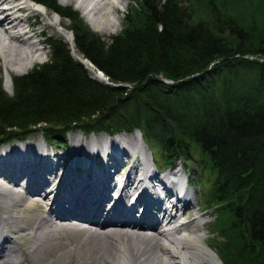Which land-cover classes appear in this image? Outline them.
I'll return each instance as SVG.
<instances>
[{
  "label": "trees",
  "instance_id": "1",
  "mask_svg": "<svg viewBox=\"0 0 264 264\" xmlns=\"http://www.w3.org/2000/svg\"><path fill=\"white\" fill-rule=\"evenodd\" d=\"M40 1L73 23L78 51L119 86L92 79L67 45L53 42L51 62L15 78L12 99L0 86V144L44 125L51 127L46 138L60 145L71 129H138L166 166L181 157L203 166V175L208 170L214 191L205 201L222 205L233 229L246 234L236 231L223 246L226 264H264V46L251 41L259 30L220 13L212 0L206 8L204 0H165L162 12L157 0H135L149 11L147 25L128 14L122 33L106 44L71 9ZM201 7L216 17L196 16ZM243 237L257 249L240 245Z\"/></svg>",
  "mask_w": 264,
  "mask_h": 264
},
{
  "label": "bare ground",
  "instance_id": "2",
  "mask_svg": "<svg viewBox=\"0 0 264 264\" xmlns=\"http://www.w3.org/2000/svg\"><path fill=\"white\" fill-rule=\"evenodd\" d=\"M64 1L76 4L83 11L87 9L84 17H88L89 24L102 36L120 28L119 11L127 4V0ZM28 3L29 0H0V63L15 74L23 71L28 62L37 64L41 60L46 51L42 45L50 41L48 32L55 24L63 25L61 21L47 22L51 15L43 5L33 0L31 5ZM11 29L20 32L15 34ZM99 76L103 78L100 73ZM73 138L81 142L79 136ZM118 141L128 143L125 136ZM88 148L85 143L73 150L72 165L78 164L82 172L65 166L64 161L68 159L61 155L55 156L58 159L55 162L52 154H42L44 149L37 147L27 151L22 148L23 155L28 158V162L24 161L27 165L19 166L12 176L21 188H24L22 180H28L29 186L20 189L19 192L24 193L18 196L0 191V259L6 260L0 264H22L21 258L28 264L207 262L209 253L201 244L202 235H198L202 225L197 217L191 216L196 208L192 192L183 186L184 176L174 177L178 183L170 178L164 186L154 181L162 177L148 172V165H145V175L153 178L147 183L146 177L142 179L133 174L140 167L144 171L138 162L139 167L134 163L130 173L120 179L128 152L119 156L105 153L109 160L100 164V153L96 161L87 159ZM143 153L148 156L145 151ZM39 157L46 158L47 164L39 162ZM36 162L39 169L34 166ZM33 194L42 196L41 200H32L35 199L31 198ZM48 200L51 204H47ZM185 212H189L183 215L189 216L186 223L164 229L165 221L173 225L180 213ZM214 248L222 255L223 246ZM208 262L216 264L215 257L210 254Z\"/></svg>",
  "mask_w": 264,
  "mask_h": 264
},
{
  "label": "rangeland",
  "instance_id": "3",
  "mask_svg": "<svg viewBox=\"0 0 264 264\" xmlns=\"http://www.w3.org/2000/svg\"><path fill=\"white\" fill-rule=\"evenodd\" d=\"M35 2L43 5L45 7V9L50 12L51 15V19L47 22L49 23H57V21H61L63 23V25H65L66 27H64L63 25H59V24H55V26L53 27L52 30H50V32H48L47 38L50 39V41L48 42V44L46 45H42L45 48V53L42 56L41 60H39V62L34 65V67H26L23 71L15 74L11 71H7L6 67L0 63V86L3 90V92L6 94V96L10 99H12V97L15 94V85H14V79L16 78H20L23 77L27 74H30L32 71H34L33 69H39L38 67H40L41 65L47 64L51 62V57H52V43L56 42V41H62L65 45L68 46L71 56L74 58V60H76L80 65H82V67L88 72V75L93 79H98L100 78L99 73L102 75V71H100L99 69H97L84 55H82L76 45H75V35L73 34V32L71 31L73 29V23L66 19L65 17H63L62 15H57V13H54L53 11V7H51L50 5H48L49 2L44 1L45 3H41L40 1H36ZM57 4L64 9H71V11L74 14H77L79 19L82 21V23L94 34H96L98 37L101 38L102 42H105L106 44L110 43V38L112 37H117L119 36L122 31L124 30V26H125V20L128 14L133 15L134 13L136 15H138V17H140V21L144 19V25H147V19L145 16L148 17L149 15V11L148 9H143L142 6L138 5L136 3L135 0H127V4H125V8L121 11H119V15H120V20H121V26L120 28L113 32L110 35H105L102 36L100 34H98L94 28H92V26L89 24V22L87 21L86 17H84V15H82L81 9H79L78 7H76L74 5V3L68 2V4L62 0H56ZM141 1V0H140ZM152 1V0H151ZM208 0H204V5L206 8V2ZM23 1H20V3ZM19 3V2H18ZM165 0H157L156 1V9L158 10V12H162L163 11V6L165 5ZM191 1H186L181 3L182 6H184L185 8H189L188 5H190ZM195 3V2H194ZM193 4V2H192ZM212 5L213 7H216L220 13H224L227 16H239L241 19L246 20L247 22H245V24H253L255 29H258L260 32V35L258 37H254L251 38V41L254 45H256L255 47H260V46H264V2H261V0H212ZM44 11V10H43ZM207 11V12H206ZM206 11H204V9L201 8H197V15H201L202 18L205 19V21L208 20H212L216 17V15L210 11L209 9H206ZM138 13V14H137ZM197 18V17H196ZM36 18H33L32 20H34ZM43 24H46V22H43ZM7 26V24H6ZM246 26V25H245ZM43 28L40 27V31ZM17 31V30H16ZM260 37V38H259ZM46 40V38H44ZM80 57V60L77 58ZM83 60V61H82ZM103 81L101 80V82H103L104 84H110L111 82L108 80V78L103 76ZM155 79H157V81L159 82H163L165 83L167 86L169 87H173L174 83L169 80L166 76L164 75H157L155 76ZM106 80V81H104ZM99 81V80H98ZM119 86V85H116ZM129 87V86H128ZM129 89V88H128ZM6 101V100H5ZM7 102V101H6ZM41 127V126H40ZM45 131H41L40 133H38V131L36 133H34L33 135H28L29 139L28 140H33L34 137H37L39 140H35L36 145H39L38 143L40 142V145L38 146L40 149H44L41 150L42 154H50L48 153L50 152H54L57 151L56 150V142L53 139H48L49 141V145L52 147V150H48L50 149V147H48L44 142H43V133L46 136V132L48 131L49 128H51L50 126H43ZM49 133V132H48ZM137 135L139 134L138 132L136 133ZM76 135H80L81 139L84 138L83 137V133L81 131L79 132H75V131H71L68 133L66 140H64V147H67L70 151L71 150H76V148H78L79 146H81L82 140L81 142H79L78 144L74 143V136ZM125 135V133L123 134ZM135 135V134H134ZM85 136V135H84ZM94 135L89 136V138L86 140L87 142V147L89 146V148L87 150H90L89 152H87L85 155L87 157V159L89 160H97V157L99 155V153L101 152V154L99 155V158H101L103 156V145L104 144V140H107L106 137H103V134H98L97 138L94 137ZM88 137V136H86ZM131 137V136H129ZM114 138V137H113ZM19 139V138H18ZM117 139V138H116ZM33 143L34 141H28L27 143ZM1 143V142H0ZM26 144V143H25ZM25 144H20V143H12L11 146L8 145H2L0 144V172H2L3 174H10L11 172H15V170H17V168L19 166H25L26 167V163L28 162V158H25V155H23L22 151L20 153H18V156H14L13 154H7L5 153V151L10 149H14L16 147H28L29 145H25ZM72 144H76L75 146H72ZM71 145V146H70ZM145 145L147 146V151L150 150L148 145L145 143ZM112 148H115V146L112 145ZM109 148L113 153H119L121 151H125L124 148L117 150V149H112ZM46 149V150H45ZM159 149V148H158ZM48 150V151H47ZM56 154H60L63 158L68 159L66 160L65 166H70L72 167V169L75 170L76 166H79L78 164H73L70 161V155H69V151L68 153H65L63 151H58V152H54ZM81 153V150H80ZM92 153L94 156H92ZM52 154L53 160H55V162H58V159L55 158V156H57L56 154ZM131 155V153H129ZM83 155V156H85ZM67 157V158H66ZM194 159L197 161H201V157L198 153H195L193 155ZM73 161H74V156L72 155ZM178 158V157H177ZM39 162L46 163L47 164V159L46 158H38ZM95 160V161H96ZM175 160V159H174ZM25 161V162H24ZM130 162L134 163V162H138V160L136 159L135 161L129 159ZM170 164H175L174 167L172 169H167L166 174H169V172L172 173H178L181 172L182 175H185L187 177H189L191 180L192 177L198 179L197 181H195V187L194 185L192 186L191 192L193 193L194 191V196L192 197V200L194 202V206L196 208V212L198 209V205L200 204L198 202L199 199H201V204H209L208 207H206V209H204V212L200 213V219L197 220L198 223L203 224L204 222H209V225H207L206 227H202L201 231L198 233V235H202V239L200 241L202 246L205 248L206 251H208L209 256L206 255L207 257V262L203 263V264H211L210 262H208V259L210 261V254L211 256L213 255V257H215V263L216 264H226L225 260L223 259L221 252L219 250H217L216 248H214L216 245L218 246H224L226 247L228 245V241L230 239L234 238V234L237 231L234 230L233 228L236 226L235 222L232 221V219L223 211V207L222 205H219L218 203H212L209 201H205L206 196L209 197L212 194L213 188H212V177H209V173L208 170L204 171V175H203V169L200 166L198 167L197 165L195 166V164H190L189 162H187V160H183L181 159V157H179L177 159V161H172V162H168ZM37 165H34L35 167H37L39 169V163L36 162ZM33 166V167H34ZM159 166V167H158ZM166 166V160H161L159 162H157V164H155V167L157 168V170L159 171V169H161L162 167ZM154 167V166H153ZM154 167V168H155ZM169 168V167H168ZM78 169V168H76ZM178 169V170H177ZM200 172H202V174H200ZM0 176H5V175H1ZM7 177V176H6ZM7 179H9L7 177ZM6 179V180H7ZM19 191V189H17ZM4 192V191H3ZM21 194V193H20ZM18 194V195H20ZM17 195V194H15ZM17 195V196H18ZM35 197V199L33 198ZM42 196H37V195H33L31 198H33L32 200H41ZM50 203V200L47 201V204ZM46 204V201H45ZM32 206V204H31ZM46 208V205H44ZM203 211V210H201ZM194 212V213H196ZM189 213V212H188ZM187 212L183 213V215H187ZM194 213H192L191 216H193V218L197 217L198 214H196V216H194ZM187 217L189 216H183V219H188ZM222 217H227V219H224ZM224 225H227L226 227ZM238 233L242 234L244 233L243 231H241V228L238 229L237 231ZM245 234V233H244ZM198 235L196 234V236L198 237ZM246 235V234H245ZM194 236V235H193ZM231 236V237H230ZM244 238V242H238L244 245H246V247H248L250 244L252 245V249L256 250L257 246L253 245L251 242H249V239ZM15 239V238H14ZM198 239V238H197ZM214 239V240H213ZM213 240V241H212ZM19 242H21V239L19 240ZM32 246H29V248L31 249ZM264 248V247H263ZM22 260V264H28V262L25 260V258H21ZM6 261V260H4ZM2 261V262H4ZM30 263H33L32 261H29ZM36 264V262H34Z\"/></svg>",
  "mask_w": 264,
  "mask_h": 264
}]
</instances>
